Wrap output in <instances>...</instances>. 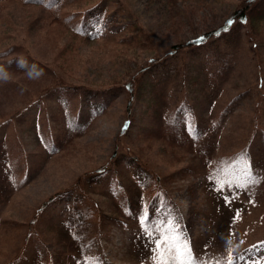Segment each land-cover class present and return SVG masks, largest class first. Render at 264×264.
<instances>
[{
    "label": "rangeland",
    "instance_id": "rangeland-1",
    "mask_svg": "<svg viewBox=\"0 0 264 264\" xmlns=\"http://www.w3.org/2000/svg\"><path fill=\"white\" fill-rule=\"evenodd\" d=\"M245 1L0 0V62L44 70L0 84V264H156L161 226L205 264H264V18Z\"/></svg>",
    "mask_w": 264,
    "mask_h": 264
},
{
    "label": "snow or ice",
    "instance_id": "snow-or-ice-1",
    "mask_svg": "<svg viewBox=\"0 0 264 264\" xmlns=\"http://www.w3.org/2000/svg\"><path fill=\"white\" fill-rule=\"evenodd\" d=\"M203 39L204 38L198 39L197 43L199 44ZM125 127H127V124ZM174 226L175 224L173 223L170 227ZM156 232L159 233L155 236L154 240V244L155 241H159L156 245L157 252L159 253L160 249H164L165 252L173 253L170 258H164L162 255H158L156 257V264H205V262H202L199 257H196L193 254L191 242L188 238L185 237L183 245L177 249L174 243L169 245V241H175L177 237L176 233L169 234V231L165 230L162 226L157 228ZM166 245L169 246L165 247ZM236 259L237 257H231L227 261V264H235ZM239 259H243V257L241 256ZM216 264H222V262L218 260L216 261Z\"/></svg>",
    "mask_w": 264,
    "mask_h": 264
},
{
    "label": "clouds",
    "instance_id": "clouds-1",
    "mask_svg": "<svg viewBox=\"0 0 264 264\" xmlns=\"http://www.w3.org/2000/svg\"><path fill=\"white\" fill-rule=\"evenodd\" d=\"M15 63L26 75L28 80H38L43 76V69L36 63H29L27 58L20 55L7 62H0V84H7L13 80V73L10 71L11 63Z\"/></svg>",
    "mask_w": 264,
    "mask_h": 264
},
{
    "label": "trees",
    "instance_id": "trees-1",
    "mask_svg": "<svg viewBox=\"0 0 264 264\" xmlns=\"http://www.w3.org/2000/svg\"><path fill=\"white\" fill-rule=\"evenodd\" d=\"M253 1V6L252 8H254L253 10V15L252 16H248V11H249V5L252 3ZM261 8L262 9V12L259 13V14H256L255 15V11L258 9V8ZM251 8V9H252ZM251 11V10H250ZM241 15H240V18L242 19H246L249 20L252 22L253 20L255 19H261V18H264V0H248V1H245L244 2V7H243V10H241ZM232 21V17H229L226 21L227 24H230L229 22ZM92 23H94L96 25V27L100 26V24L102 23V20L100 18V16H98L97 18L93 19ZM197 40L200 39V38H196Z\"/></svg>",
    "mask_w": 264,
    "mask_h": 264
}]
</instances>
